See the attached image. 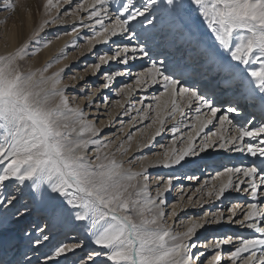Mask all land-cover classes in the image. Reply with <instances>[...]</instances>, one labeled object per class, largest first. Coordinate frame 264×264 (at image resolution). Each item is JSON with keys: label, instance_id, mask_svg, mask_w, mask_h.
I'll list each match as a JSON object with an SVG mask.
<instances>
[{"label": "snow or ice", "instance_id": "snow-or-ice-1", "mask_svg": "<svg viewBox=\"0 0 264 264\" xmlns=\"http://www.w3.org/2000/svg\"><path fill=\"white\" fill-rule=\"evenodd\" d=\"M158 4L159 0H78L73 7V0H44V19L38 27L15 50L0 55V264H221L223 245L232 246L227 255L230 264H264V0H164L169 16L177 20L198 16L210 32L211 43L194 33L191 19L185 25H169L192 43L206 74L228 77L222 86L234 95L221 106L215 99V87L212 94H202L198 87L187 83L190 68L154 58L159 54L154 47L157 34L146 32L144 25L155 29ZM66 5L70 10L63 15L79 21L65 33L70 40L42 68L25 69L21 61L40 50L36 47L29 51L31 44L40 43V33L51 25L67 23L61 19V9ZM4 7L12 9L15 5L8 3ZM85 19L91 23H85ZM85 28L93 33L83 37L88 52L92 53L97 45L109 49L94 53L97 60L85 71L90 69V75L95 77L102 67L113 62L118 65L103 72V83L85 98L87 107L95 105L98 110L97 94L111 90L117 78L127 76L133 80L116 90V95L124 99L113 102L125 114L129 110L125 104L131 103L137 91L162 86V91L150 98L152 103L146 104L149 97L143 96L140 108L131 105L139 116L137 122L150 121L144 128H154L147 143L138 144V148H149L166 131L172 134V147L163 152L162 158L140 170H133L131 159H123L133 134L127 135L128 147L120 141L110 151L115 141L101 135L103 128L97 127L98 117L89 119L90 113L73 103L76 97L70 96L68 89L79 86L63 83L69 65L46 75L53 64L67 58L70 46L80 47L78 40ZM50 43L45 41L41 46ZM143 58H147L149 66L133 73L132 63ZM71 79L85 81V76L74 75ZM79 91L83 93L85 89ZM102 98L107 104L108 97ZM186 109L194 110L195 116L189 118ZM208 125L217 130L197 145V137ZM213 147L240 154L244 159L217 173L219 186H209L205 181L193 195L200 193L220 200L232 189L245 193L253 202L234 205L226 217L223 213L205 214L200 219L189 217L184 230L178 231L176 220L184 211V197L181 195L171 206L167 201L175 177L157 176L153 181L148 169L181 165L187 157L198 155L197 148L205 152ZM248 157L255 159L245 163ZM135 159L143 161L146 157ZM24 187L33 200L39 193L44 201L47 193L46 206L36 209L43 218L42 224L28 221L33 206L21 199ZM187 199L191 202L192 196ZM206 202L197 200L195 204L202 206ZM69 220L82 223L83 238L71 243L58 240L42 254L43 260L35 256L39 246L53 240L47 234L51 232L49 223ZM224 220L251 232L204 245L214 254L202 261L204 253L194 251L200 246L198 231ZM22 221L31 228L20 229L28 241L24 246L13 231L14 224ZM87 244L92 248L77 256ZM69 256L73 258L70 260Z\"/></svg>", "mask_w": 264, "mask_h": 264}, {"label": "bare ground", "instance_id": "bare-ground-1", "mask_svg": "<svg viewBox=\"0 0 264 264\" xmlns=\"http://www.w3.org/2000/svg\"><path fill=\"white\" fill-rule=\"evenodd\" d=\"M184 3H187V0H183ZM14 4L10 0H6L5 3H0L1 5L5 4ZM15 7L12 9L6 8L1 15H0V23L3 25L5 30H7V49L8 50H15L17 47H19L22 43H24L25 40L28 39V37L31 35V33L38 27L39 23L42 21L39 17L40 11H41V0H21L18 3L14 4ZM3 7H0V10ZM157 12L155 14V29L153 28V25H148L145 23L144 30L148 33L156 32L157 34V42L155 43L154 47H156L158 51V55L155 56V59H165L167 62H173L185 65L186 67L190 68L191 71V78L187 81L189 85L192 86L193 83L198 84V89L202 90V94L205 92H210L207 90L208 86H214L215 87V99L218 102V106L222 105V99L218 98L220 94L229 92V89H224L222 86V81L227 79L223 74H218L215 76L208 75L204 72V70L201 68L202 59L198 56L197 50L193 47L192 43H190L186 39H182V34L179 30L172 31L169 27L171 24H177V25H185L186 20L190 19L189 17H186L185 19L177 20L175 17L169 16L167 9L164 4V0H159V4L156 6ZM10 10V12H9ZM114 11V9H110ZM84 17L87 16V13H83ZM82 16V15H81ZM142 19V18H141ZM65 21H71L73 19H64ZM192 22V29L195 34L201 35L202 40L212 42V37L210 32L207 30V28L204 26V24L200 21H198V16H194V18H191ZM72 22V21H71ZM77 24H79V21H76ZM85 23H91V21H88L85 19ZM107 23V21H106ZM63 25V24H57L55 25L54 31L55 36L47 35L46 33L42 34L43 36H40V43L36 44L33 43L30 45L29 51L31 52L34 48L39 47L40 50L38 52H35L34 55L26 56L23 61H21L22 66L25 69H38L42 68L48 61H50L53 57L57 56L59 53V50L64 47L65 43L70 40V36L65 35V33H60L59 30H70L72 25ZM63 28V29H62ZM59 29V30H58ZM187 30V29H186ZM45 32H50L49 28ZM93 33L90 29H82L81 30V38L78 40V43L80 41H83L84 44L79 43L80 47H69L67 49V58H62L58 64H53V67L49 69V73H46V75L50 74L51 72H54L58 70L59 68L64 67L65 64L69 65V68L65 69V71L69 70L71 66L79 65L78 63L81 60L82 62L88 61L87 64H94V59L97 58L96 55L94 56V53L101 52V51H109L108 46L105 45H97L95 49H93V52L90 53L87 51V42L83 39L84 36H91ZM47 35V36H45ZM59 37L57 39L56 37ZM115 39V38H113ZM45 41H51L50 44H48L47 47H42L41 45ZM3 43L0 41V48H2ZM112 47H115V45H112ZM75 53L79 52L78 55L76 54H69V52ZM83 53V55H81ZM4 54L0 52V55ZM111 54V53H109ZM226 58V56H225ZM97 60V59H96ZM150 62L147 60V58L143 59H137L132 63L131 70H134V73L141 71L142 68H145L148 66ZM117 65L115 62H113L109 66H104L101 69V72L99 74L103 75L104 71H111L115 69ZM242 67V66H241ZM105 68V69H104ZM88 73H86L84 76L89 78L86 80L90 81V86L88 88L87 93L84 94H78V89L71 90L72 92H68L70 96L76 97V100L73 102L74 104H79L80 106L84 107L86 104L85 98L95 90L96 87L99 86V84L103 83V80H101L100 83H96V86L94 87L92 83H95L96 80L99 78V75L93 77V76H86ZM77 75V72L74 74ZM79 75H83V73H80ZM73 77V76H72ZM207 77V78H206ZM102 78V77H101ZM127 79H124L126 84L129 83L128 79L129 77H126ZM69 79V78H68ZM120 80L119 78H117ZM123 80V81H124ZM72 82V83H71ZM76 82H80L79 79L77 80H66L63 79V83L65 84H75ZM83 82V81H81ZM85 85H83L82 88H84ZM71 89V88H69ZM159 91H162V86L156 85L152 86L150 89L146 91H137L132 97H131V103H126L125 108L129 109L127 114H125L124 109L119 108L118 106L114 105V101L116 100H123L124 98L121 96L116 95V90L113 88L112 90H102L101 93L97 94V97L95 98V103L99 105V109L94 106L88 107L85 112L90 113L89 119L92 117H98L97 120H100L99 124H97V127H102L103 132L107 130H115L118 132L117 135L114 137H110L111 135L106 134L101 135L103 137H106L108 139L114 138L115 143L110 145L109 150H114L116 146L119 144L120 141L125 142V147H128V140L127 135L129 133L133 134V139L130 142L131 147L128 150V153L123 157L125 160L131 159L133 161L131 167L133 170H140L141 167L146 166L150 163H154L157 159L162 158L163 152L167 149L172 147L171 141H169L168 145H163L164 147H161L160 150L162 152L158 151L157 153L151 154L152 150H157L158 143H162L164 140V137L167 135L166 133H163L161 137H157L156 141L152 146L145 149L138 148V144L140 143H147V140L149 136L151 135L152 131H154V128L145 129L144 125L149 123L150 121H139V116L137 112L132 109L131 105L135 104L136 108H140L141 104L139 103L140 98L143 96L149 97L148 100L145 101V103H152L151 97L153 95L159 94ZM108 97V103L105 104L102 97ZM93 108V109H91ZM206 111V110H205ZM187 116L189 118L195 116L194 110H187L186 109ZM235 115V114H233ZM94 116V117H93ZM101 116V119L99 117ZM133 117H136V121L133 120ZM243 119V116L240 117ZM109 120H112V123L109 124ZM235 123V120H234ZM172 122L169 121L168 127H171ZM214 124H218V122L214 121ZM123 127V131H121V128ZM139 129V131H138ZM184 130V129H182ZM217 129L213 125H208L207 128H205L204 132L201 133L200 137H197L196 144L199 145L201 143L202 138H204L206 135H211V133L215 132ZM186 131V130H185ZM120 134V135H119ZM225 135L228 133L225 132ZM169 135L172 134L169 132ZM179 146V145H177ZM198 155L196 156H189L186 158L185 161L181 163V165H176L171 168H164L161 166L156 167H150L148 169L150 177L153 175V181L157 176H168V175H174L177 174L173 182L179 183L178 181L181 180V182H186L187 184L190 183L189 181H195L197 178L202 179L199 187H201L202 184H204L205 181H208L209 186L211 184H216L219 186L220 178L217 177V174L214 178H209L210 172L213 169L218 168V172L222 171L223 167L230 166V165H238L241 161V159H244L240 154L237 153H229L225 150H221L219 148L213 147L205 152H199L198 148ZM138 156H144L146 157L145 160L140 161L135 159ZM117 158H121L119 155ZM249 159H255L248 157L245 159V163ZM219 161V165H216V163ZM128 165L126 164V167ZM205 171V173H204ZM187 172H192L193 175L191 176L192 179H189V174H186ZM217 172V173H218ZM204 174V175H203ZM209 176V177H208ZM204 177V179H203ZM208 177V178H207ZM207 178V179H206ZM183 187V184H180L179 189L181 190ZM197 187V188H199ZM154 188V187H153ZM190 188V186H187L184 188V193H179L177 195V200H175L171 205L175 204L183 195L184 199L181 201V203L184 205V211L180 213L179 218L176 220V226L178 224V227L176 228L178 231H183L186 227L185 222L188 220L189 217L194 219H200L201 217H204L205 214H208L211 216L212 214L217 213H223L226 216L230 215V212H227L228 207H233L234 205H241L245 206L247 203L253 202L249 196H247L245 193L240 192L237 193L233 191L232 189H229L227 193L223 197H221L220 200H216L214 198H210L207 195H201L200 193H197L193 195L194 191L189 192L191 193L190 196H192V201L190 202L186 197L185 194L187 190ZM196 188V189H197ZM9 190H11V185H9ZM153 190V194H154ZM206 191V189H205ZM176 192L171 191L167 194V200L168 198L170 200H174V196L170 198L171 195H174ZM47 195V193L45 192ZM39 195V193L37 194ZM45 195V200L41 201L40 199L33 200L31 193L29 192V189L27 187L23 188V195L21 196V199L28 200L29 204L33 206V214L32 216L28 217V221H32L33 225L36 223L42 224L43 218L40 215L39 212L36 211V209L43 208L46 206L48 197ZM264 195V193H262ZM202 200L207 201L206 203H203L202 206L196 205L195 201ZM232 201V203H231ZM184 219L182 221L183 218ZM243 218L242 216L240 217ZM170 223H172V218H170ZM183 224V227L180 229L179 226ZM54 227L51 232L47 233L53 237V240L51 243H44L41 246L38 247V250L35 252V256H40L41 260H43V253H47L51 247L52 243H55L58 240H63L65 242L71 243L74 241V239H80L83 238V225L79 221L69 220L68 222H61L57 223L55 225L49 223V228ZM25 228L28 230H31L29 227V224L27 221H22L19 224H14L13 231L16 233L17 238L20 241L21 246L27 245L28 241L27 239L20 233V229ZM251 230H245L244 228H241L237 225L230 224L227 220L222 221L220 224H212L210 226H206L204 229H201L197 233V238L201 240L199 243V247L195 249L196 252H203L204 256L202 258V261H207L210 257H208L209 254H214L213 250L211 248L206 249L204 247L205 244H211L217 239H226L229 236H232L235 239L236 235H243L248 236L250 234ZM35 235V233H33ZM206 241V243H205ZM92 248L91 244H87L85 249L83 251H78L76 253L77 256H83L85 252L89 251ZM202 251H199V250ZM225 250H228L229 252L232 249L231 245H223L220 249L221 252H224ZM224 256V260H222L221 264H230V262L227 261V255L228 253H222ZM33 253H29V256H32ZM247 255V254H244ZM73 257L69 256V259L71 260ZM35 264V262H34ZM61 264H64L63 261H61Z\"/></svg>", "mask_w": 264, "mask_h": 264}, {"label": "rangeland", "instance_id": "rangeland-1", "mask_svg": "<svg viewBox=\"0 0 264 264\" xmlns=\"http://www.w3.org/2000/svg\"><path fill=\"white\" fill-rule=\"evenodd\" d=\"M5 1L6 0H0V3H5ZM10 1H12L14 4H16V3H18L19 1H21V0H10ZM76 2H78V0H73V7L75 6V3ZM43 4H44V0H41V11H40V14H39V17H40V19L42 20V19H44V8H43ZM0 7H3L1 10H0V15L4 12V11H7V10H5L6 8L4 7V4L3 5H1ZM65 10H70V9H68V6L66 5L63 9H61V19H68V20H70V19H73V20H71V21H68L67 23H69V25H72L73 23H76L77 24V22L74 20V18L73 17H71V16H67V17H65L64 15H63V12L65 11ZM9 12H10V10H9ZM81 15L84 17V14L83 13H81ZM191 18H194V16L193 17H191ZM190 18V19H191ZM198 21H200V22H202L203 23V21L202 20H200V18L198 17ZM67 23H64L63 25H68ZM204 24V23H203ZM78 25V24H77ZM54 28H55V25H51L50 27H49V30H50V32H42V33H40V36H43L42 34H44V33H46L47 35H51V36H55V35H52V34H55V31H54ZM63 29V28H62ZM59 30V29H58ZM60 31V33H67V32H70V30H66V31H63V30H59ZM47 35H45V36H47ZM7 39H8V37H7V30H5V28L3 27V25L0 23V41H1V43H3V45L4 46H2V48H0V52L1 53H5V52H9V51H13V50H8L7 49V46H8V43H7ZM79 43H81V44H84V42L83 41H80ZM34 44H32V46H33ZM78 53L79 52H75V53H71V51L69 52V54H76V56L78 55ZM95 56V55H94ZM96 59L97 58H95L94 59V63L96 62ZM78 61H80L78 64L79 65H74V66H71V68L69 69V70H67V71H65V73H64V77H63V79H66V80H70V81H72V79H71V77L72 76H74V74L77 72V76L80 74V73H83V76L86 74V73H88L89 74V76H90V69L88 70V72H86L85 70L88 68V66L90 65V64H87L88 63V61H86V62H82L81 60H78ZM149 66V65H148ZM148 66H146V67H148ZM117 67H118V65H117ZM145 67V68H146ZM105 69V68H104ZM133 73H134V70H131ZM88 74L86 75V76H88ZM99 75V78L96 80V82L95 83H92L93 84V86L95 87L96 86V83H100L101 82V80H102V75L101 74H98ZM127 77V76H126ZM126 77H123V78H119L120 80H116L115 82H114V86L112 87V89L113 88H115V90H117L118 88H120L121 87V85L122 84H126V82H125V80L124 79H127ZM69 78V79H68ZM207 78V77H206ZM86 79H89V78H87V77H85V81H83V82H76L75 84L76 85H78L79 86V88H82L83 87V85H85V87H84V89H85V91L83 92V93H81L80 91H79V88H77L78 89V94H84V93H87V91H88V88L89 87H91L90 86V81L89 80H86ZM124 80V81H123ZM129 81V83H132L133 82V80L131 79V78H129L128 79ZM72 83V82H71ZM196 83V82H195ZM195 83H193L192 84V86H196V87H198V84H195ZM213 85L212 86H208V88H207V90L208 91H210V92H208L209 94H212L211 93V90L213 89ZM111 89V90H112ZM72 89H68V92H72L71 91ZM201 92H202V90H200ZM87 106H86V104L84 105V110L85 111H88L87 110ZM91 109H93V108H91ZM94 117V116H93ZM90 119H93L92 117L90 118ZM98 119V118H97ZM96 119V123H98L99 124V122H100V120H97ZM99 119H101V116L99 117ZM113 129V128H112ZM107 130V131H105V132H103L102 131V134L103 135H106V134H109V135H111L110 137H114L115 135H117V131H116V128H115V130ZM167 135L164 137V140H163V142L160 144V143H158V149L157 150H152V152H151V154H154V153H157L158 151H160V152H162V150H160V145H168L169 144V141H171V136L169 135V132H165ZM120 135V134H119ZM112 140H114V138H112ZM218 164V166L219 167H221V165H219V161L216 163V165ZM219 170H218V168H216V169H213L211 172H210V177L209 178H214L215 176H216V174H217V172H218ZM190 173V174H189ZM204 173H205V171H204ZM186 174H189V176L188 177H191V176H193V175H196V174H193L192 172H187ZM177 174H174L173 176H176ZM204 175V174H203ZM151 177H153V175L151 176ZM207 177V178H208ZM206 178V179H207ZM203 179H204V177H203ZM202 181V179H200L199 180V178H197L195 181H189L190 183H186V182H181V180L180 181H178L179 183H175V182H173V187L171 188V190H170V192L171 191H175L176 190V192H175V194L174 195H171L170 196V198L172 197V196H174V200H170L169 198H168V204H169V206H171V203H173L175 200H177V195L179 194V193H184L185 191H184V188L186 187V185L187 186H190V188L187 190V192H186V194H185V197L187 198L188 196H190L191 195V193H189V192H192V191H194L197 187H199V185L200 184H197V183H200ZM180 184H183V186H185V187H183L181 190L179 189V186H180ZM153 190H154V188H153ZM231 203H232V201H231ZM231 207H228V209H227V212H229V209H230ZM184 219H187L186 218V216H185V218H183L182 219V221L184 220ZM169 222H170V219H169ZM178 227V224H177V226H176V228ZM180 227V229L183 227V224L181 225V226H179ZM198 242L200 243L201 242V240L200 239H198ZM205 243H206V241H205ZM206 245V244H205ZM199 251H202L201 249L199 250ZM222 253H229V251L228 250H225L224 252H222ZM213 254L211 253V254H209L208 255V257H211ZM227 264V263H226ZM238 264H239V262H238Z\"/></svg>", "mask_w": 264, "mask_h": 264}]
</instances>
